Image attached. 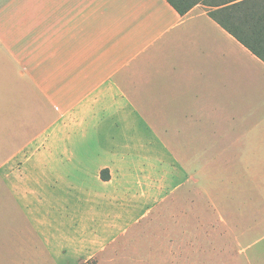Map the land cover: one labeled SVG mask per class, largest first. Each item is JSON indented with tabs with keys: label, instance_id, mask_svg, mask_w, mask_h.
I'll list each match as a JSON object with an SVG mask.
<instances>
[{
	"label": "crops",
	"instance_id": "obj_1",
	"mask_svg": "<svg viewBox=\"0 0 264 264\" xmlns=\"http://www.w3.org/2000/svg\"><path fill=\"white\" fill-rule=\"evenodd\" d=\"M220 8L0 0V264H187L196 178L264 209V61Z\"/></svg>",
	"mask_w": 264,
	"mask_h": 264
},
{
	"label": "rangeland",
	"instance_id": "obj_2",
	"mask_svg": "<svg viewBox=\"0 0 264 264\" xmlns=\"http://www.w3.org/2000/svg\"><path fill=\"white\" fill-rule=\"evenodd\" d=\"M196 180L175 210L190 220L187 264H264V209L235 206L214 178Z\"/></svg>",
	"mask_w": 264,
	"mask_h": 264
},
{
	"label": "trees",
	"instance_id": "obj_3",
	"mask_svg": "<svg viewBox=\"0 0 264 264\" xmlns=\"http://www.w3.org/2000/svg\"><path fill=\"white\" fill-rule=\"evenodd\" d=\"M168 1L181 15H186L201 2L209 6L221 7L211 11L210 16L264 61V0Z\"/></svg>",
	"mask_w": 264,
	"mask_h": 264
}]
</instances>
